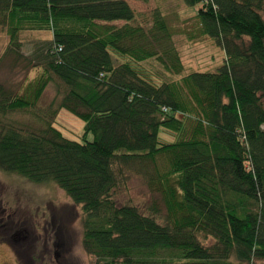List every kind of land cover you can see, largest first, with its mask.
I'll use <instances>...</instances> for the list:
<instances>
[{"label":"trees","instance_id":"obj_1","mask_svg":"<svg viewBox=\"0 0 264 264\" xmlns=\"http://www.w3.org/2000/svg\"><path fill=\"white\" fill-rule=\"evenodd\" d=\"M183 2L197 8L224 64L157 85L145 61L175 76L182 66L130 27L127 0H0L9 51L18 55L21 32L50 34L24 56L41 73L34 88L18 96L0 86V171L53 183L79 207L92 264H264V0ZM153 28L167 37L159 14ZM49 84L57 100L39 107ZM61 111L91 140L64 138L53 127ZM15 112L32 113L42 128L17 127L8 119ZM159 156L169 159L165 213L118 205L128 173Z\"/></svg>","mask_w":264,"mask_h":264},{"label":"rangeland","instance_id":"obj_2","mask_svg":"<svg viewBox=\"0 0 264 264\" xmlns=\"http://www.w3.org/2000/svg\"><path fill=\"white\" fill-rule=\"evenodd\" d=\"M127 3L135 14L130 27L145 33L151 42L149 49L169 65L173 62L172 56L176 55L182 66L181 74L175 76L164 71L159 62L145 61L143 66L153 83L176 81L192 73L214 74L223 66L224 50L203 34L196 18L197 8L185 6L183 0H127ZM157 14L165 25L167 37L154 31V16ZM113 25L119 28L123 24ZM18 38L21 46L17 55L9 51L8 29L0 27V86L20 96L26 89L34 88L41 76L24 61V56L30 54L35 42L49 41L50 34L21 32ZM164 51H169L170 57H166ZM55 99L54 85L49 84L39 107L45 108ZM8 119L20 128H42L30 112H15L8 115ZM53 127L69 141L91 140V136H85L83 132L84 123L66 111L58 114ZM185 127L188 134L192 124L186 121ZM160 138L172 142L175 136L162 132ZM168 170V157L159 156L154 165L149 164L140 172H129L126 186L116 193L117 204L129 202L143 214L148 211L165 213L161 184L164 185L162 177ZM93 262L82 248L80 209L62 190L53 183L34 184L17 174L0 171V264Z\"/></svg>","mask_w":264,"mask_h":264}]
</instances>
